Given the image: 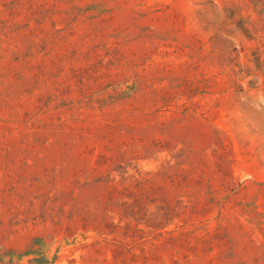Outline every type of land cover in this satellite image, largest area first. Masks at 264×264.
Instances as JSON below:
<instances>
[{"label":"rangeland","instance_id":"rangeland-1","mask_svg":"<svg viewBox=\"0 0 264 264\" xmlns=\"http://www.w3.org/2000/svg\"><path fill=\"white\" fill-rule=\"evenodd\" d=\"M0 264H264V0H0Z\"/></svg>","mask_w":264,"mask_h":264}]
</instances>
